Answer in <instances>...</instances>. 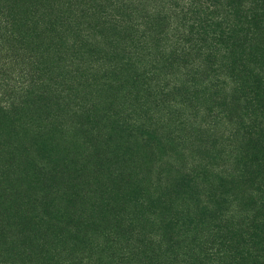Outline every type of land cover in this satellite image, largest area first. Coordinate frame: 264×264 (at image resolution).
Returning a JSON list of instances; mask_svg holds the SVG:
<instances>
[{
    "label": "trees",
    "instance_id": "16d2710c",
    "mask_svg": "<svg viewBox=\"0 0 264 264\" xmlns=\"http://www.w3.org/2000/svg\"><path fill=\"white\" fill-rule=\"evenodd\" d=\"M0 264H264V0H0Z\"/></svg>",
    "mask_w": 264,
    "mask_h": 264
}]
</instances>
